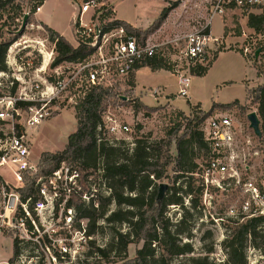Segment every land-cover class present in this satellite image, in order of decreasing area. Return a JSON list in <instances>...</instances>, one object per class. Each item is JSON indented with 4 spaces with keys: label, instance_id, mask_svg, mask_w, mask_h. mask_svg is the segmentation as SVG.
<instances>
[{
    "label": "rangeland",
    "instance_id": "rangeland-1",
    "mask_svg": "<svg viewBox=\"0 0 264 264\" xmlns=\"http://www.w3.org/2000/svg\"><path fill=\"white\" fill-rule=\"evenodd\" d=\"M19 1L24 11L32 9V1ZM209 1L105 0L104 3L111 8L116 5L118 14L129 21L126 22L139 30L145 36L144 39L157 44L166 42L178 33L188 32L199 22H203L209 12ZM165 7L171 8L168 17L160 27L152 30V24ZM112 12L115 17V11ZM262 12L264 7L243 8L238 9L234 14L229 12L223 18L219 16L214 18L212 30L221 38L218 42L221 44L204 63L203 66L206 68L204 73L196 75L191 69L187 96L179 93L180 72L190 73L186 62H179L177 68L170 63V59H157L158 64L143 66L138 73L134 74V77L125 80L117 79L111 88L113 93L110 97L111 101H107L104 112L110 110L121 121L128 123L132 128L129 134L131 137H148L151 140L163 142L161 143L163 144L160 153L161 162L166 160L167 154L176 156L177 138L184 135L185 139L189 138L187 133L189 127L198 128L199 119L214 107L215 103H230L238 99L240 104L246 106V110H241L239 105L225 109L237 112L238 118L244 121L245 113L255 111L257 107V104L248 98V91L261 84L262 79L259 77H263L264 72V25L261 30L256 31L249 26L248 21L251 14ZM45 13H50L57 18L63 35L77 44L74 34V17L75 13L78 14V10L73 0H49ZM14 16L15 13L11 8L0 13V30L3 35L1 40H8L17 35V41L22 43L21 46L30 44L31 47L27 50L41 46L40 41L45 33L39 26L44 27V25L36 19V13L32 12L29 21L25 24L21 16L13 20ZM4 23L5 27H2ZM244 30L247 32V37L243 36ZM246 45H249L252 50L260 49L262 46L263 51L259 57H256L257 49L253 53L245 54ZM46 48L47 50L52 48L51 42H46ZM162 53H165L167 58H176L179 55V49L161 46L157 57L161 58ZM33 56L38 58L36 53ZM155 90L158 91L155 92ZM61 107L62 110L43 120L31 131L30 157L36 163L37 170L36 174L31 173L29 177L43 178L42 182L45 183L48 194L45 205L35 209V213L27 214L29 223L25 218H21L23 215L19 205L10 214V219L4 218V204L2 199L0 200V264L4 262L8 264H87L86 252L91 250L88 239H84V230H78L73 214L69 210L65 213V201L80 191L82 180L80 176L73 177L74 172L72 176L68 174L67 165L63 163L58 171L57 180L51 184L46 179L48 176L45 175L46 166L41 163L43 152L62 150L68 142L69 135L77 129V108L63 105ZM219 109L223 108L215 106L213 112ZM119 136H127V134ZM169 138L173 139L170 147L165 145ZM195 150L197 152V149ZM198 153H200L199 150ZM173 167L174 163L163 178L157 180L159 186L161 183L167 184L163 194L171 195L175 191L174 186L185 184L184 177L175 181L176 172ZM0 175L5 183L11 186L10 191L14 193H20V188L27 184V180L24 179V183L18 185L15 175L6 166H0ZM93 178L94 176L89 178L93 180L90 181L92 185L88 186L91 187V191L97 188L107 193L104 181ZM58 180L63 183L58 185ZM179 195L182 197V203L168 205L166 217L171 222L178 223L186 215L185 222L182 224L184 231L180 239L183 242H190L193 251L174 257L171 264H189L192 257L207 258L208 264H224L226 260L224 242L230 234L233 222L236 220L241 222L248 218L245 217L247 213L242 210V198L226 196L218 192L210 197L211 202L207 201L205 204L204 195L196 194V192L189 194L179 191ZM62 198V203L58 204L57 208V202ZM192 199L197 200L196 206L192 205ZM16 217L19 218L16 219ZM123 229H126L125 226ZM260 230L264 235V225L260 227ZM111 231L112 229L106 223L103 224L94 236L97 244L106 246L110 241ZM15 238L23 242L20 243V256L11 262ZM141 245L142 243L130 244L127 250L128 258H133ZM64 248L67 251H64ZM117 254L118 256H115L113 253L112 258H121L124 252ZM246 260L247 264H264V253L248 245ZM90 261L96 264V258H90ZM103 264L110 263L103 262Z\"/></svg>",
    "mask_w": 264,
    "mask_h": 264
},
{
    "label": "built area",
    "instance_id": "built-area-1",
    "mask_svg": "<svg viewBox=\"0 0 264 264\" xmlns=\"http://www.w3.org/2000/svg\"><path fill=\"white\" fill-rule=\"evenodd\" d=\"M73 1L78 10L74 17L76 46L84 45L92 50L85 58L56 63L58 38L51 39L48 30L39 26L45 33L41 46L27 50L30 44L21 46L22 43L15 40L7 49V69L0 71V166L10 169L18 185L37 170L30 157L31 131L62 110L61 105L76 107L94 87L112 88L117 79L132 78L138 67L157 57L161 46L179 49L176 58L161 54L177 68L179 62H186L190 73L180 72L179 93L187 96L191 69L204 65L221 44L218 43L221 38L212 30L214 18H223L229 12L234 14L238 9L264 7V0H210L209 12L203 22L188 32L156 44L133 35L122 24H115L117 18L110 13L114 9L104 3L105 0ZM40 9L41 5L37 6L35 13ZM24 14L30 16V9ZM243 36H248L246 30ZM46 42H51L50 50H47ZM256 49L246 45L244 52L249 54ZM35 53L37 59L33 56ZM255 112L261 120L257 107ZM249 113H245L244 121L238 118L237 112L229 109L216 110L204 118L200 129L208 148L196 159L198 172L195 173L204 186L205 204L211 202L214 193L237 196L242 198V210L247 213L245 217L264 215V130L261 120L262 135L256 134L248 119ZM103 122L105 134L111 142L125 139L134 144V137L129 135L131 126L115 113L105 111ZM60 169L46 176L47 181L54 184ZM72 175L77 177L79 174L74 172ZM42 179H36L43 197L36 204V210L45 205L48 197ZM10 188L7 183L0 186L4 218L10 219L17 205H22L29 215L27 203L21 202L20 194Z\"/></svg>",
    "mask_w": 264,
    "mask_h": 264
},
{
    "label": "trees",
    "instance_id": "trees-1",
    "mask_svg": "<svg viewBox=\"0 0 264 264\" xmlns=\"http://www.w3.org/2000/svg\"><path fill=\"white\" fill-rule=\"evenodd\" d=\"M30 1H32L30 14L36 11L37 6L44 3V0ZM8 8H11L15 13V16L12 17L13 20L19 16L25 20L24 9L19 0H0V13L7 11ZM170 11V7H165L161 11L152 24V30L160 27ZM115 24H122L133 35L145 38L139 30L125 20L116 19ZM248 24L256 31L261 30L264 25V12L251 14ZM2 27H5V23ZM44 27L50 33L51 39L58 38L56 63L64 60L77 61L85 58L92 51L91 48L84 45L74 46L65 36L54 29L46 25ZM2 36L1 31L0 71L7 69L5 63L7 49L18 37L16 35L8 40H1ZM157 59L164 58L155 57L147 64H158ZM192 70L198 75L204 73L206 68L203 65H198ZM112 95L111 88L97 86L89 91L76 106L77 129L69 135L65 147L56 152L45 151L41 155V163L46 166L45 175L53 174L64 163L69 168L68 174L77 172L79 174L77 177L80 176L82 180L80 191L65 201V213L68 210L71 211L70 213L77 221L78 230H84L83 235L88 239L91 250L86 252L85 262L87 264H93L90 258H96V264H103V262L110 264L119 262H121L119 264H171L174 257L191 253L193 247L190 242H183L180 239V235L184 231L182 224L185 222L186 215L178 223H173L166 217L167 207L170 204L182 203L179 191L189 194L196 192V194L203 195L204 186L201 179L195 175L198 172L196 159L200 158L203 151L208 148L207 143L200 126L198 128L190 126L189 132H187L189 138L185 139L184 135L176 140V156L167 154L166 160L161 162L160 153L163 142H157L148 137L134 138V144H130L125 139L111 142L105 134L103 113L107 101H111ZM248 98L257 104L264 130V83L250 88ZM233 105H239L241 110H246V106L240 104L238 99L230 103H215L214 107L199 119L198 124L201 125L204 118L213 112L215 106L225 109ZM172 143L173 139L169 138L165 145L170 147ZM198 154L200 155L198 156ZM173 163L176 172L175 181L184 177L185 184L184 186H174L175 191L171 195L165 193L159 196L157 180L163 178ZM92 176L95 180L104 181L107 193L97 188L95 191H91V187L88 186L92 185L90 181L93 180H89ZM29 178L27 175L25 179L27 184L20 188L19 194L21 202L27 203L28 211L35 213L36 204L43 197L40 194L39 185L36 184V178ZM57 182L58 185L63 183L59 180ZM2 184H5V181L0 175V186ZM62 200L63 198L57 202V208ZM192 205L196 206L197 200L192 199ZM19 210L23 215L21 218H25L30 223L22 205H19ZM18 218L16 217V219ZM105 223L112 229L111 238L106 246H101L97 244L94 236ZM82 224H85V227ZM263 225L264 215L248 217L241 222L234 221L230 234L224 242L226 251L224 264H247L246 249L248 245L258 248L264 253V235L260 230ZM123 226L126 229H123ZM30 227L33 228L32 225ZM21 242L23 241L18 238L14 239V253L11 262L20 256ZM132 243H142V245L137 248L133 258H128L127 250ZM121 251L124 252L121 258H112L113 253L118 256L117 253ZM189 261V264H208L207 258L192 257Z\"/></svg>",
    "mask_w": 264,
    "mask_h": 264
},
{
    "label": "crops",
    "instance_id": "crops-1",
    "mask_svg": "<svg viewBox=\"0 0 264 264\" xmlns=\"http://www.w3.org/2000/svg\"><path fill=\"white\" fill-rule=\"evenodd\" d=\"M49 2V0H46L42 5H41V9L39 10V11H37L36 12V19L41 23V24H43V25H46V26H49L50 28H52V29H54L55 31H57L58 33H60L61 35H63V33H62V31H61V29H60V23H59V20L57 19V18H55L53 15H51L50 13H45L44 14V11H45V9H46V4ZM112 4L113 5H115V3L114 2H112ZM113 9H114V15H115V17L117 18V19H123V20H125V21H128V20H126V19H124V18H122L119 14H118V11H117V9H116V5L113 7ZM129 22V21H128ZM63 36H65V35H63ZM69 40V39H68ZM74 46H76V44L74 43V40H69ZM221 55V54H220ZM220 55H219V57H220ZM218 57V58H219ZM217 58V59H218ZM215 62H216V60H215ZM214 64V63H213ZM213 66V65H212ZM144 67H146V66H144ZM141 68H143V67H141ZM140 68V69H141ZM212 68V67H211ZM210 68V69H211ZM140 69H138L136 72L138 73V71L140 70ZM209 69V70H210ZM209 72V71H208ZM207 72V73H208ZM262 75H263V77H259L260 79H262L261 80V84L262 83H264V72L262 73ZM223 103V102H222ZM227 103V102H226Z\"/></svg>",
    "mask_w": 264,
    "mask_h": 264
},
{
    "label": "water",
    "instance_id": "water-1",
    "mask_svg": "<svg viewBox=\"0 0 264 264\" xmlns=\"http://www.w3.org/2000/svg\"><path fill=\"white\" fill-rule=\"evenodd\" d=\"M29 18L28 15L25 16V20H24V24L27 23V19ZM0 33H1V30H0ZM261 52V49H258L257 52H256V57H259V54ZM248 119L251 123V127L255 130L256 134L261 136L262 135V131H261V120L258 116V114L255 112V111H252L248 114ZM167 188V184L165 183H161L160 186H159V196H162L163 193L165 192ZM1 264H8L6 262L4 263H1Z\"/></svg>",
    "mask_w": 264,
    "mask_h": 264
}]
</instances>
